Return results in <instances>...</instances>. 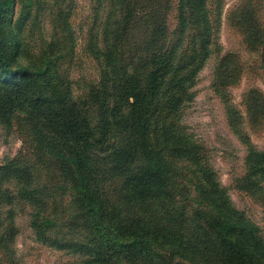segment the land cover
Instances as JSON below:
<instances>
[{
    "label": "rangeland",
    "instance_id": "1",
    "mask_svg": "<svg viewBox=\"0 0 264 264\" xmlns=\"http://www.w3.org/2000/svg\"><path fill=\"white\" fill-rule=\"evenodd\" d=\"M2 16L17 41L15 66L30 72L47 66L51 75L38 86L27 80L25 98L12 91L13 104L0 114V264L245 263L216 242L208 224L214 216L193 194V167L185 161L169 165L168 211L152 220L158 237L137 228L148 215L130 201L126 184L140 161L118 163L111 153L131 149L143 126L133 123L127 102L122 124L104 129L103 121L127 95L125 84L142 89L150 81L145 57L161 39L180 40L182 53L187 49L182 61L198 68L184 129L227 202L264 243V156L256 153L264 151V0H14ZM158 20L163 28L147 47L151 26L144 22L159 27ZM204 35L211 36L208 55L202 50L192 58L191 38L200 43ZM6 98L0 83V101ZM81 137L91 158L90 204L62 158L81 148Z\"/></svg>",
    "mask_w": 264,
    "mask_h": 264
},
{
    "label": "trees",
    "instance_id": "2",
    "mask_svg": "<svg viewBox=\"0 0 264 264\" xmlns=\"http://www.w3.org/2000/svg\"><path fill=\"white\" fill-rule=\"evenodd\" d=\"M13 2L14 0H0V18L2 19L0 20V75L8 78L7 81H0L5 95H7L5 99L7 102L4 99L0 101V114H5L9 110L6 106L10 107L13 104L14 95L12 91L24 93L25 98L28 96L24 92L27 87L25 85L28 83L27 80H32L38 86L39 79L50 82L48 77L51 75L47 66L33 72H30L25 65L15 66L17 60L14 46L17 41L11 37V26L3 22L5 18L2 16ZM146 6L144 7L146 11L155 12L154 6ZM124 14L121 25L127 26L129 22L126 21V18L129 13ZM178 20L182 27L189 25V22L180 15ZM204 20L209 28L208 19L205 17ZM163 22L156 21L159 27L144 22L145 26H151V31L147 33V47L148 44L152 46L155 43L153 35L155 31L162 30ZM199 39L200 43H194V38H191L193 44L189 47L192 58L198 57L202 50L206 54L211 46L210 35L201 36ZM173 44L172 42L166 44L165 39H161L157 49L154 48L151 50L152 52H149L145 60L148 59L151 67L144 77L150 81H146L142 89H134L133 81L125 84V89L129 90L127 95L124 94L123 98L117 99L113 105L108 107L105 111L107 117L103 121L104 129H109L112 126L118 127L119 124H122L121 117L124 114L122 109L124 103L127 102L130 105V110L133 111L134 109L135 119L133 123H137L140 127L143 126L138 131L135 145L133 147L130 145L131 149L126 150L125 147L119 146L115 147L111 153L114 155L113 159L118 163L132 165L133 161H140L138 167L129 172L126 184L130 201L138 205V210L142 209L144 215H148V218L143 220L147 223L142 225V217L136 222V224H141L137 228L144 230L143 233L145 234L149 233L153 237H158L159 225H153L152 220L157 223L158 220L155 217L158 216L159 219L163 215L162 211L164 213L168 211V202L171 198L168 180L173 177L169 165L185 161L186 163L182 164L193 167V176H191L194 181L193 194L207 200L205 203V206L209 208L207 212L210 211L208 213L214 216L209 219L208 224L216 231V242L223 246H229L232 254H238L239 257L245 259L244 264H264V243L255 232L256 226L254 223H249L242 217V213H238L227 202L225 188L217 178L212 176L211 169L202 161V151L195 145L196 140H192L182 125L186 103L194 97L192 88L195 85L194 76H196L198 68L191 62L182 61L183 57H187V49L186 51L184 49L182 53L180 40ZM158 51L161 52L156 53ZM262 66L264 69V63ZM129 93H131L129 98L132 99L130 103L128 101ZM79 140H82L81 148L78 146L77 151H72L62 158L72 166L80 183L81 197L90 204L85 178L92 169L91 158L88 157L87 150H85L87 148L85 139L81 137ZM152 141H157L162 147ZM169 146L170 152L174 154V160L166 152V148ZM256 153L264 156V151ZM192 210H197V205L193 206ZM226 241H230L231 244L228 245ZM175 264L182 263L177 261Z\"/></svg>",
    "mask_w": 264,
    "mask_h": 264
}]
</instances>
